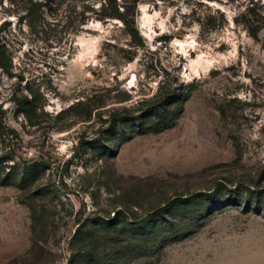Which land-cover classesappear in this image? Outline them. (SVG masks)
<instances>
[{"label": "rangeland", "instance_id": "rangeland-1", "mask_svg": "<svg viewBox=\"0 0 264 264\" xmlns=\"http://www.w3.org/2000/svg\"><path fill=\"white\" fill-rule=\"evenodd\" d=\"M32 1L0 0V264H264V36L234 21L264 0H139L143 46ZM165 81L190 92L173 126L112 125ZM119 211L130 232L72 238Z\"/></svg>", "mask_w": 264, "mask_h": 264}, {"label": "trees", "instance_id": "trees-1", "mask_svg": "<svg viewBox=\"0 0 264 264\" xmlns=\"http://www.w3.org/2000/svg\"><path fill=\"white\" fill-rule=\"evenodd\" d=\"M139 0H48L49 5L56 3L57 8L59 5L66 3L67 14L65 15L64 26L67 31L76 33L82 24L87 23L90 19L97 20H109L116 19L121 23L123 31L128 35L130 41L135 46H143L144 42L138 31L136 25V16H137V4ZM33 5H37L40 8L41 1L34 0L32 1ZM255 6H246L243 11L239 12L234 21L238 24H241L248 34L254 38H259V33L262 32L264 36V5L261 3ZM224 16L223 13H221ZM60 23L56 22L55 25ZM262 48L264 49V42L262 43ZM0 67L7 72V66L5 63L1 62L0 58ZM179 88L171 86L167 81L162 82L159 85L155 97L150 101L148 107L142 108L136 114L132 113L130 110H124L122 112L116 111L113 113L109 121L116 127L117 125L129 124L131 129V136L136 134H148V133H158L165 130L168 127H171L175 124L178 119L181 110L183 108V103L189 98V91H180ZM84 118H89L91 116V109H85L83 112ZM2 125V124H0ZM3 127V126H1ZM35 167V165H34ZM2 183H17L13 182H4ZM208 198V197H207ZM184 205L190 206V203H194L189 200H178ZM195 207L196 213H202L205 209L201 205H193ZM164 208H159L156 215L158 218L152 222V225H147V222H142L140 225L141 229L146 227H152L154 229L160 228L162 224V219H164L165 211ZM167 212V211H166ZM166 215V214H165ZM119 219L123 221H119ZM129 218L127 217L124 211H119L115 218L111 220H104L101 224H92L89 225L88 222H82L76 228V231L73 235L74 240L84 241L86 238L93 240L95 234L98 232L99 227H102L103 231L107 233H115L121 235L122 233H128L132 224L128 222ZM121 226H118V225ZM119 241V240H118ZM115 242L114 245H119ZM92 244H84V249H86V258H89L90 261L97 262L95 255L96 246Z\"/></svg>", "mask_w": 264, "mask_h": 264}]
</instances>
